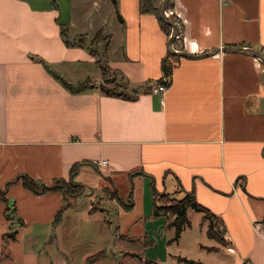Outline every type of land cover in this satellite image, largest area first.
Here are the masks:
<instances>
[{
    "label": "crops",
    "instance_id": "obj_1",
    "mask_svg": "<svg viewBox=\"0 0 264 264\" xmlns=\"http://www.w3.org/2000/svg\"><path fill=\"white\" fill-rule=\"evenodd\" d=\"M172 1L183 23L182 50L264 51V0ZM62 25L72 38L103 29L110 36L108 64L139 96L104 94L87 69L83 78L96 87L70 92L43 61L67 81L68 68L83 72L85 64L99 63L89 44H66ZM168 40L140 0H0V187L16 202L21 227L48 223L63 194L36 195L17 178L52 184L88 161L74 177L86 190H119L125 180L136 187L141 179L152 198L154 185L180 198L191 193L222 219L228 241L202 247L227 251L232 264H264V235L255 229L264 220V62L236 52L179 56L165 76ZM160 79L169 87L155 94ZM4 210L0 200V226L9 222ZM193 213L202 220L190 208L184 231L193 227ZM208 224L201 226L206 235Z\"/></svg>",
    "mask_w": 264,
    "mask_h": 264
},
{
    "label": "rangeland",
    "instance_id": "obj_2",
    "mask_svg": "<svg viewBox=\"0 0 264 264\" xmlns=\"http://www.w3.org/2000/svg\"><path fill=\"white\" fill-rule=\"evenodd\" d=\"M167 10L173 9L168 6ZM169 16L174 18V14ZM176 22L179 35L174 45L180 51L184 42L183 23L180 19ZM171 32L172 27L170 35ZM107 36L103 29H99L93 36L87 35L86 40L98 52L97 59L103 61ZM92 65L85 64L83 72L68 68L69 78L67 74L65 77L75 85L78 81L82 84L88 80L93 82L83 78L87 69L93 78L97 75L103 83L100 65L97 61ZM112 76L116 82L125 83L121 75L116 77L112 73ZM114 84L107 85L112 87ZM135 184L136 187L131 180H125L118 186L119 190L102 188L99 192L84 188L79 195L71 197L72 205L64 211L58 226L53 224V220L44 224L28 223L22 227L18 219L2 224L0 264H90L88 259L100 251H104L105 256L91 264H183L178 260L179 256L204 264H232L234 256L227 251L210 252L201 246V243L210 242L217 245L218 241L208 239V235L201 231L202 220L198 219V213L192 214L193 227L184 231L178 241H172L176 232L168 223L173 214L154 215V193L153 198L148 194V188L145 193L141 179ZM131 191L133 195L129 197ZM115 192L124 203L114 199L117 198V194H113ZM164 194L165 201L181 199L174 193ZM130 199L133 206L126 209ZM92 210L94 212L89 214ZM13 225H18L20 230L10 235L16 232Z\"/></svg>",
    "mask_w": 264,
    "mask_h": 264
},
{
    "label": "trees",
    "instance_id": "obj_3",
    "mask_svg": "<svg viewBox=\"0 0 264 264\" xmlns=\"http://www.w3.org/2000/svg\"><path fill=\"white\" fill-rule=\"evenodd\" d=\"M162 0H140V10L143 13H149L154 14L158 17L162 27L167 32L168 35H170V28L171 26L166 23L163 19L159 17L158 14V5ZM169 7H173V1L171 0L168 4ZM174 19L176 21H179V18L177 16H174ZM100 33V32H99ZM61 34L66 40V44L68 46H87V35L80 34L74 38L71 37L69 33L68 26L61 27ZM179 35V33H178ZM98 39V37H97ZM107 43L105 44V59L104 61L101 59H98V63L100 65V68L102 70V75L104 77V82L99 83V87L101 91L108 95V96H115V97H121L124 99L134 100L136 99L140 94V89L138 88H132L129 87L128 80L125 81V83H118L116 82V78H113V75L118 77L123 75L113 70L110 65L108 64V46L110 42V36H107ZM184 40V38H183ZM90 53L94 56L98 55V52L92 47L87 46ZM182 48L184 49V42L182 45ZM179 56L169 54L168 59L164 60L163 64V71L165 76H170L173 70V61L178 60ZM44 65L48 69V71L56 78L58 79L70 92L72 93H80L84 92L88 89L96 87L95 84L92 83V81L88 80L84 82V84L78 82L76 85L67 81L61 74L53 70L50 65L43 61ZM157 82H163V79L158 80ZM114 84V86L110 87L107 84ZM170 83V82H169ZM168 83V84H169ZM90 163L88 161H81L75 163L70 172V178L68 180L66 179H56L52 184H46L43 181L39 179H35L27 174L19 176L17 179H21L22 185L24 188L28 189L29 191L33 192L36 195H42L48 192H61L64 196V204L61 206V208L58 210V212L55 215L53 224L55 226H58L62 220H63V214L64 211L69 208L72 205L71 199L75 196L79 195L82 190L85 188L84 185L81 183L75 182L74 177L78 173L79 168L82 164ZM11 182H9L8 185H10ZM7 185V186H8ZM154 185V182H153ZM154 215H161V214H173L174 218L168 223L169 227L175 228V236L172 241H178L183 233V231L186 229V227L190 226V220L188 217V210L190 208L203 213V218L201 222V226L205 221H209V226L207 229V235L209 238L215 239L218 242H220L223 245H228V241L225 238V227L222 223V219H220L215 213L211 212L208 208L200 204L196 198L193 196V194L188 193L181 199H171L170 201L163 200V197L165 196L164 192H159L155 185H154ZM113 194H117L114 198L119 201V203L123 202L120 198L118 192H115ZM72 197V198H71ZM0 200L5 205L4 210V216L7 219V221L13 222L15 219H18L20 224L23 223L21 218H18L17 214V207L16 202L8 196L7 191L2 189L0 187ZM124 203V202H123ZM125 207L126 209H130L133 206V202L131 199L128 201ZM94 212L93 210L91 211ZM15 223V222H14ZM209 251H216L218 250L217 247H207ZM105 256L104 251H100L95 256H91L88 259V262L94 263L95 261L100 260L102 257ZM178 260L183 264H204L202 261H196L194 259H189L186 257L179 256Z\"/></svg>",
    "mask_w": 264,
    "mask_h": 264
},
{
    "label": "water",
    "instance_id": "obj_4",
    "mask_svg": "<svg viewBox=\"0 0 264 264\" xmlns=\"http://www.w3.org/2000/svg\"><path fill=\"white\" fill-rule=\"evenodd\" d=\"M171 0H162L159 5H158V14L159 17L161 19H163L166 23H168L171 27H172V32L171 35L169 37L168 40V44H167V48H168V52L172 55H178V56H182V57H194V58H201V57H205V56H212V55H216L219 52H236V53H241V54H245V55H250L253 56L255 58H258L260 60H262L264 62V51L263 50H256L254 48H250L247 46H223L214 50H210L208 52H203V53H191L189 51H185V50H175L173 43L175 41V39L178 37V33H179V26L176 22V20L167 15L166 10L168 8V4ZM16 232H13V234L10 235H15Z\"/></svg>",
    "mask_w": 264,
    "mask_h": 264
},
{
    "label": "built area",
    "instance_id": "obj_5",
    "mask_svg": "<svg viewBox=\"0 0 264 264\" xmlns=\"http://www.w3.org/2000/svg\"><path fill=\"white\" fill-rule=\"evenodd\" d=\"M166 13L167 15H173L174 14V11L173 10H166ZM178 15V14H177ZM179 16V15H178ZM175 50H178V48L175 47V45H173ZM179 51V50H178ZM169 81L165 80V82H161V83H155L153 86H152V92L155 93V94H163L167 91L168 87H169V84H168ZM107 160H103L101 162V165L102 166H106L107 165ZM255 229L264 235V220H261V221H258L256 222L255 224ZM231 251H234L233 249H230Z\"/></svg>",
    "mask_w": 264,
    "mask_h": 264
}]
</instances>
